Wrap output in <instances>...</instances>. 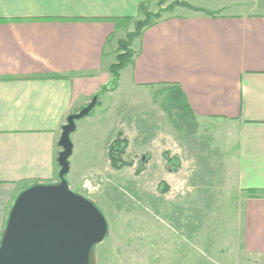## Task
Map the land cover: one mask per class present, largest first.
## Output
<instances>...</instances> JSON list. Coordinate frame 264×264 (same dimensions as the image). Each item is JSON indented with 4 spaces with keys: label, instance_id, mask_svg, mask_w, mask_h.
I'll return each instance as SVG.
<instances>
[{
    "label": "crops",
    "instance_id": "1",
    "mask_svg": "<svg viewBox=\"0 0 264 264\" xmlns=\"http://www.w3.org/2000/svg\"><path fill=\"white\" fill-rule=\"evenodd\" d=\"M158 1L0 0V233L21 191L58 180L67 116L110 82L118 40ZM180 1L193 9L178 5L188 12L160 18L135 37L117 88L76 121L66 178L77 187L86 174L121 170L108 158L119 132L130 141L118 112L122 102L112 105L115 92L178 85L195 119L229 127L243 247L264 255V198L247 193L264 189V0ZM139 162L144 172L167 166L163 155ZM163 181L157 188L166 187V197L172 188Z\"/></svg>",
    "mask_w": 264,
    "mask_h": 264
},
{
    "label": "rangeland",
    "instance_id": "2",
    "mask_svg": "<svg viewBox=\"0 0 264 264\" xmlns=\"http://www.w3.org/2000/svg\"><path fill=\"white\" fill-rule=\"evenodd\" d=\"M178 2L159 0L150 13L160 19L188 12ZM135 22L126 28L130 33ZM116 48L114 63L123 53L118 43ZM114 94L112 105L122 102L118 112L130 139L123 135L129 145L122 158L134 165L86 174L77 187L68 183L72 191L96 201L107 221L109 235L95 247L97 264H264V255L246 253L243 247L244 208L235 186L229 127L180 116L168 106L164 87ZM163 151L175 156L177 170L166 175L170 166H165L160 172L135 173L143 155L160 157ZM164 178L172 188L166 197L157 188ZM86 180L90 190L83 186Z\"/></svg>",
    "mask_w": 264,
    "mask_h": 264
},
{
    "label": "water",
    "instance_id": "3",
    "mask_svg": "<svg viewBox=\"0 0 264 264\" xmlns=\"http://www.w3.org/2000/svg\"><path fill=\"white\" fill-rule=\"evenodd\" d=\"M100 98L95 94L67 116L58 140V180L35 182L15 197L0 233V264H97L95 246L109 235L107 221L93 200L69 188L66 176L76 121Z\"/></svg>",
    "mask_w": 264,
    "mask_h": 264
},
{
    "label": "trees",
    "instance_id": "4",
    "mask_svg": "<svg viewBox=\"0 0 264 264\" xmlns=\"http://www.w3.org/2000/svg\"><path fill=\"white\" fill-rule=\"evenodd\" d=\"M179 6L191 8L188 4L185 2H178ZM196 9V8H195ZM197 10V9H196ZM152 17L155 18V20H152ZM159 19L158 13H150L145 12V18L144 20H139L135 22V29L132 33L127 35L126 40H120L118 42V48L120 50H123L122 54L117 55L116 62L110 66V73H111V81L110 86H104L100 89V91L97 93L98 95H102L106 91H113L117 86V81L119 78V72L120 70L127 64L129 61V56L131 55V52L128 50V46L131 44L132 40L135 37H138L141 35L142 31L145 28L151 27L156 23V21ZM162 87L166 88L168 90V96H167V102L168 106L172 108L173 110H176L179 112L180 116L183 117H189L192 119H195L193 116L191 109L189 105L186 102V99L178 87V85L175 84H164ZM93 111V110H92ZM91 111V112H92ZM90 112V113H91ZM128 146V142L126 138L123 137L122 133H118L115 138L109 143L108 145V158L110 162V166L115 170H120L123 167H130L132 166L131 162H127L123 160V155L125 154L126 148ZM162 155L164 159L166 160L167 167L170 166L169 171H175L177 170V167L174 166V157L169 156L168 152L163 151ZM142 161V160H141ZM143 163L139 162V166L136 168L135 173L139 174L140 171L143 169ZM166 187L161 190V193L166 191ZM248 197L250 198H264V189H250L247 191ZM96 247V246H95Z\"/></svg>",
    "mask_w": 264,
    "mask_h": 264
},
{
    "label": "built area",
    "instance_id": "5",
    "mask_svg": "<svg viewBox=\"0 0 264 264\" xmlns=\"http://www.w3.org/2000/svg\"><path fill=\"white\" fill-rule=\"evenodd\" d=\"M84 187H85V189H87V190H90L91 189V184H90V182L89 181H85V184L83 185ZM92 189H93V187H92Z\"/></svg>",
    "mask_w": 264,
    "mask_h": 264
}]
</instances>
